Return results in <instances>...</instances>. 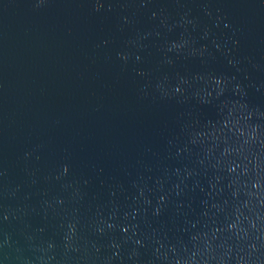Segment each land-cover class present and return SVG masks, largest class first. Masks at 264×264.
<instances>
[{
	"label": "water",
	"instance_id": "1",
	"mask_svg": "<svg viewBox=\"0 0 264 264\" xmlns=\"http://www.w3.org/2000/svg\"><path fill=\"white\" fill-rule=\"evenodd\" d=\"M0 264H264V0H0Z\"/></svg>",
	"mask_w": 264,
	"mask_h": 264
}]
</instances>
